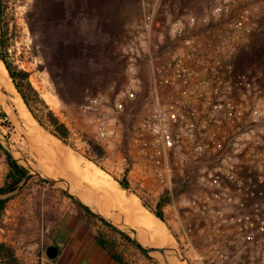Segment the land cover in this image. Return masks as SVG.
Instances as JSON below:
<instances>
[{"label": "built area", "instance_id": "1", "mask_svg": "<svg viewBox=\"0 0 264 264\" xmlns=\"http://www.w3.org/2000/svg\"><path fill=\"white\" fill-rule=\"evenodd\" d=\"M161 2L144 4L124 42L127 81L114 102H86L95 138L126 125L141 180L207 192L194 201L209 229L206 264H264V74L238 71L264 30V0H207L176 16Z\"/></svg>", "mask_w": 264, "mask_h": 264}, {"label": "rangeland", "instance_id": "2", "mask_svg": "<svg viewBox=\"0 0 264 264\" xmlns=\"http://www.w3.org/2000/svg\"><path fill=\"white\" fill-rule=\"evenodd\" d=\"M2 2L5 13L1 27L4 29L8 25L6 56L28 73L31 84L49 110L69 129L70 136L64 145L77 152L78 156L95 163L118 184L126 180L129 189L125 191L136 195L142 204L153 206L154 211L157 204L164 201L162 212L168 231V245L173 244V249L185 256L190 264H206L204 249L209 240V229L208 224L200 218L194 201L207 199V192L161 190L156 178L141 180L140 166L133 167L134 161L130 159L127 149L123 148L127 142L126 125L122 126L114 140L99 142L95 138L94 113L85 110L87 100L98 96L112 104L126 85V62L121 44L128 38L130 22L142 13L140 0ZM206 3L207 0H162V13L172 16L182 11L200 13ZM256 69L264 74V30L238 63L239 72ZM8 77H5L7 83L13 86ZM20 102L22 100L16 90L12 96H8L0 89V111L7 115L6 119L0 117V138L8 141L16 157L22 156L30 161L33 169H39L49 177L68 180L81 188L79 193L82 198L88 195L98 197L96 201L103 208L102 195L88 184L76 178L75 181L58 154L54 155L53 151L42 147L35 139L40 135L47 137L52 127L43 119L46 127L33 123L40 135L27 130L21 122L22 115L18 110ZM25 113L28 115L26 108ZM38 114L42 117L43 113ZM29 119L32 121L30 115ZM7 123H10V127L5 125ZM34 148L42 150L50 163L48 167L37 161ZM21 163L31 170L25 162ZM8 172V164L0 149V187L4 185ZM8 196H11V200L2 217L0 242L13 249L19 264H41L43 251L66 214L73 208L78 214L80 212L65 195L62 185L49 184L38 178L32 179L19 192L0 198ZM109 210L120 213L112 207ZM87 220L96 234H102L111 242L115 252L129 264H166L159 254L153 255V259L144 256L133 244L99 220ZM173 253H168L169 263L184 264L172 256ZM4 261L0 259V264Z\"/></svg>", "mask_w": 264, "mask_h": 264}, {"label": "bare ground", "instance_id": "3", "mask_svg": "<svg viewBox=\"0 0 264 264\" xmlns=\"http://www.w3.org/2000/svg\"><path fill=\"white\" fill-rule=\"evenodd\" d=\"M7 76H9L8 72L4 64L0 60V89H3L8 96L10 95L12 96L15 93V89L10 83H7V80H6L7 78L5 79V77ZM15 101L17 102V99ZM22 103L21 105H19V108H18L20 114L22 115L20 116L22 121L21 120L20 121L26 125L25 127L31 134L40 135L38 133V130L34 127V124L35 125L37 124L35 119L31 116L28 110H27L28 115L25 113L26 107ZM29 115L31 116L32 121L29 119ZM46 135L47 137L41 136V135L38 138H36L35 136L34 137L35 139H37V141L39 140V143L42 144L41 145L42 147L49 149L50 152L53 151L54 155L58 154L61 161L64 163L66 168L72 174V177H74V180L76 178V180L78 179L79 181L86 183V185L88 184L89 186L94 188L96 192L102 195L101 200H103L102 201L103 206H104L103 208L107 216H111L108 212L109 207H112L113 209L123 214L125 216L126 223L128 225L139 229L138 240L143 245H146L150 241V243L156 247H165V248L174 247L173 244L169 246L167 243L168 242L167 241L168 231H167L165 224L161 222L157 218V216H155L151 211L146 209L141 203L140 199L136 195L125 191L116 181H114L115 179L114 180L112 179V177L109 174H107L105 171L100 169L95 163L85 160L83 157L78 156L76 154L77 152L75 153L70 148H68L69 146L68 147L65 146L62 140H59L57 137L51 134H46ZM33 151L36 155L37 161L47 166L49 161L47 162L46 160L47 158L42 152V150L38 148L36 149L34 148ZM56 161L58 162V160ZM49 170L51 171L50 168ZM95 199H99V198L97 197ZM97 203L99 204V202ZM147 233H149L150 235V238L148 239H147Z\"/></svg>", "mask_w": 264, "mask_h": 264}, {"label": "trees", "instance_id": "4", "mask_svg": "<svg viewBox=\"0 0 264 264\" xmlns=\"http://www.w3.org/2000/svg\"><path fill=\"white\" fill-rule=\"evenodd\" d=\"M5 8L3 7V2L0 0V60L4 64L8 75L13 83V86L22 99L25 107L31 114V116L35 119V121L42 127L44 126L43 119L47 122L50 127H52V130H49L52 135L57 137L59 140H62L63 143H67V140L70 136V131L67 128V126L62 123L55 114L49 110L48 105L46 102L40 97L37 90L33 87V85L30 82L29 75L27 72L19 69L14 63L10 62L6 56V46H5V38L8 34V25L3 29L1 27V21L4 17ZM41 114L42 117L38 113ZM0 117L1 119H6L7 115L0 111ZM6 123V122H5ZM7 127H10V123L5 124ZM0 149L3 151L6 163L9 167V172L6 176L4 185L0 187V196L5 195L9 190L14 188L15 186L19 185L29 174V171L24 166L17 163L13 156L3 149V147L0 144ZM98 152H100V149L96 148ZM47 182V181H45ZM49 183V182H47ZM52 184V183H49ZM119 184L124 189H129V185L126 180L119 181ZM65 195L73 201V203L76 205L77 209L79 210L80 214L79 216L82 219H85L88 223L87 219L94 218L99 220L101 223H103L105 226H107L112 231L118 233L120 236H122L124 239L129 241L131 244H133L137 249L140 250L138 246H136L127 236L121 234L114 228H112L109 224L104 222L103 220H100L96 216H94L89 210H87L85 207H83L81 204L77 203L70 195H68L65 192ZM11 200V196H8L6 198H0V227L2 225V217L6 211L7 204ZM164 201H160L157 204V210L154 211L151 207H149L147 204L143 203V206L151 211L155 216H157L158 219L162 220L164 222V215L162 212V207L164 205ZM82 213L84 215H82ZM96 240L99 242V244L106 249L117 261H119L122 264H125L122 257L118 255L114 250V245L111 244L102 234H97ZM141 251V250H140ZM142 254L146 257H149L147 254H145L143 251H141ZM0 259L5 260L3 264H19V261L17 257L15 256V253L13 249L8 246L5 243L0 242Z\"/></svg>", "mask_w": 264, "mask_h": 264}, {"label": "crops", "instance_id": "5", "mask_svg": "<svg viewBox=\"0 0 264 264\" xmlns=\"http://www.w3.org/2000/svg\"><path fill=\"white\" fill-rule=\"evenodd\" d=\"M148 1L156 0H140L142 13L130 22V33L136 29L139 19L145 11L144 4ZM121 45L122 54H124V44ZM101 209L105 212L104 208ZM108 212L111 213L109 209ZM115 217L120 221L121 217L125 218L121 213H115ZM96 236V232L85 219L79 216L77 210L71 209L58 225L51 242L45 247L41 264H122L99 244ZM49 247L57 249L55 258L47 256L46 252ZM123 261L125 264H129L126 260L123 259Z\"/></svg>", "mask_w": 264, "mask_h": 264}, {"label": "water", "instance_id": "6", "mask_svg": "<svg viewBox=\"0 0 264 264\" xmlns=\"http://www.w3.org/2000/svg\"><path fill=\"white\" fill-rule=\"evenodd\" d=\"M0 144L4 150L9 152L13 156L14 160L17 163L24 166L21 162H25L27 165H29L31 167L32 163L30 161L23 158L22 156L16 157L14 155V150L11 147V145L8 143V141L0 138ZM24 167L27 168L26 166H24ZM27 169L29 171L28 176L19 185L15 186L11 190H9L4 196L19 192L34 178H38L40 180H44V181H47V182L52 183V184H60L64 187L65 192L68 195H70L77 203L81 204L83 207H85L87 210H89L94 216H96L100 220H103L104 222L109 224L112 228H114L115 230H117L121 234L127 236L136 246H138L140 248L141 251H143L145 254H147L150 258L152 257V259H153V255L159 254L163 257L166 264H170L168 261V258H169L168 253L174 252L172 256L177 258V260H179L180 262H182L184 264H190L189 261L187 260V258H185V256L179 254L173 248L156 247V246H153L150 243V241L148 242L149 244L148 243L146 245L141 244L138 240L139 229L128 225L125 221V218H123V217H121V221L117 220V217H115V213L111 212L110 213L111 216H107L106 213L101 209V207H99V205L97 204V201L94 197L88 196L86 198H82L80 193H79L81 188L76 187L74 184L70 183L68 180H66L64 178L49 177L46 174H44L41 170L33 169L32 167L30 168L31 170H29V168H27ZM124 190H127V189H124ZM160 221L163 222L162 220H160ZM148 238H150L149 233H147V239ZM46 254L49 258H55L57 255V249L55 247H49L47 249ZM156 262H158V261L156 260Z\"/></svg>", "mask_w": 264, "mask_h": 264}]
</instances>
